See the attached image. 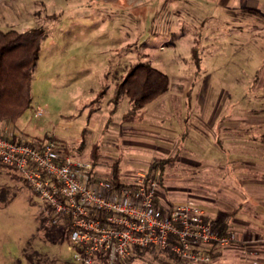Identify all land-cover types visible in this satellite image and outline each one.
<instances>
[{
	"label": "rangeland",
	"instance_id": "1",
	"mask_svg": "<svg viewBox=\"0 0 264 264\" xmlns=\"http://www.w3.org/2000/svg\"><path fill=\"white\" fill-rule=\"evenodd\" d=\"M36 27L46 38L32 107L9 132L55 137L86 161L98 144L94 169L101 178L111 176L118 160L129 180L177 156L153 171L165 201L196 204L211 219L236 206L226 190L241 192L240 156L252 153L247 145L257 139V106L264 107L257 98L264 92V0H0L1 29ZM196 45L200 63L192 58ZM140 61L169 76L168 91L132 117L123 97L113 113L116 86ZM223 125L246 126L253 137L231 147ZM47 215L24 177L0 165V264H80L64 227L51 226ZM221 250L207 264H259L251 253ZM170 261L177 264L148 249L120 264Z\"/></svg>",
	"mask_w": 264,
	"mask_h": 264
},
{
	"label": "built area",
	"instance_id": "2",
	"mask_svg": "<svg viewBox=\"0 0 264 264\" xmlns=\"http://www.w3.org/2000/svg\"><path fill=\"white\" fill-rule=\"evenodd\" d=\"M7 127L0 129V162L33 187L54 224L67 222L74 261L120 264L148 249L177 264L210 263L222 248L252 254L236 231L217 229L198 205L165 201L156 175L139 172L117 186L59 139H24Z\"/></svg>",
	"mask_w": 264,
	"mask_h": 264
},
{
	"label": "trees",
	"instance_id": "3",
	"mask_svg": "<svg viewBox=\"0 0 264 264\" xmlns=\"http://www.w3.org/2000/svg\"><path fill=\"white\" fill-rule=\"evenodd\" d=\"M45 38L46 32L41 27L25 31L16 29L4 31L0 28V123L4 122L6 125H10L12 130L17 129L18 120L24 112L32 107L33 77ZM192 56L197 63H200V50L197 45L192 48ZM169 81V76L155 68L149 61H140L134 64L123 80L116 86L113 98L115 105L113 113L117 110L121 99L127 97L132 103V108L127 115L137 114L145 105L168 91ZM33 139L39 140L38 138ZM93 147V160L91 162L96 167L101 147L98 144H94ZM176 158L177 156L174 159L155 161L150 165L149 173L153 174L154 170L163 169L165 165L171 164ZM0 165L3 164L0 162ZM119 170L120 162L118 160L114 162L110 176V180L117 186L123 183V177L120 175ZM48 214L44 216V220L49 221L51 226H63L68 238L69 227L67 222L54 224L52 222L53 210L49 206ZM213 222L219 230H233L228 219L224 216L213 219ZM143 251H137L128 260L135 258ZM158 252L161 251L158 250ZM167 255L173 259V256ZM158 256L155 253L152 257L157 259ZM29 259L32 258L29 257ZM168 264H172V261Z\"/></svg>",
	"mask_w": 264,
	"mask_h": 264
},
{
	"label": "crops",
	"instance_id": "4",
	"mask_svg": "<svg viewBox=\"0 0 264 264\" xmlns=\"http://www.w3.org/2000/svg\"><path fill=\"white\" fill-rule=\"evenodd\" d=\"M193 47H191V52ZM260 66L263 67L264 65L261 64ZM257 98L264 101V92H257ZM124 114L126 113L124 112ZM262 114H264V107L257 106V139L252 138L253 136L246 126L231 129L228 125H223V137L229 146L239 147L245 143L247 138H252L247 146L253 150L252 153L242 150L244 154L240 156V158H244L240 163L245 164L244 166L239 165L240 167L237 168L241 192L233 189L226 190L236 206L230 211L218 212L217 217L213 218L226 217L233 230L250 245L252 254L250 256L248 254L249 258L257 257L259 264L264 263V117L259 118ZM192 163L198 164L193 161ZM222 254L224 252L220 250L217 255Z\"/></svg>",
	"mask_w": 264,
	"mask_h": 264
}]
</instances>
